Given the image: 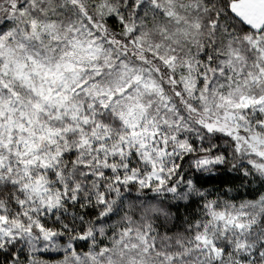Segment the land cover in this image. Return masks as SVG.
<instances>
[{"label": "snow or ice", "instance_id": "6c2138e0", "mask_svg": "<svg viewBox=\"0 0 264 264\" xmlns=\"http://www.w3.org/2000/svg\"><path fill=\"white\" fill-rule=\"evenodd\" d=\"M0 264H264V0H0Z\"/></svg>", "mask_w": 264, "mask_h": 264}]
</instances>
